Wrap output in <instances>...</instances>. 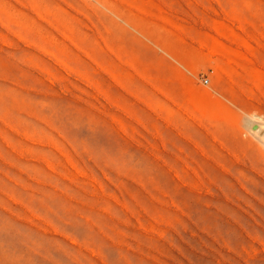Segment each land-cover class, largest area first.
Segmentation results:
<instances>
[{"label":"rangeland","instance_id":"374dc122","mask_svg":"<svg viewBox=\"0 0 264 264\" xmlns=\"http://www.w3.org/2000/svg\"><path fill=\"white\" fill-rule=\"evenodd\" d=\"M253 115L264 0H0V264H264Z\"/></svg>","mask_w":264,"mask_h":264},{"label":"bare ground","instance_id":"6f19581e","mask_svg":"<svg viewBox=\"0 0 264 264\" xmlns=\"http://www.w3.org/2000/svg\"><path fill=\"white\" fill-rule=\"evenodd\" d=\"M5 27V26H4ZM21 40V39H20ZM24 42V41H23ZM22 42V43H23ZM25 44H26V42H24ZM27 44H29V43H27ZM34 49V48H33ZM42 51V50H41ZM46 54V53H45ZM52 59V58H51ZM55 62V61H54ZM53 62V63H54ZM56 63V62H55ZM58 65H60V64H58ZM57 65V66H58ZM38 72V71H37ZM41 72V71H40ZM67 72H69L70 73V71L68 70ZM72 75H73V73H72ZM41 76H42V74H41ZM44 76V75H43ZM75 76V75H74ZM47 77V76H46ZM49 78V77H48ZM49 80V79H48ZM50 81H51V78H50ZM80 82V81H79ZM53 83V82H52ZM56 83V82H55ZM55 86H57V85H55ZM54 86V87H55ZM87 86H90V85H87ZM92 87V86H91ZM57 88V87H56ZM61 88V87H60ZM94 88V87H93ZM95 90V89H94ZM98 91V90H97ZM97 91H96V93H97ZM98 94V93H97ZM113 107V106H112ZM253 116H255V115H253ZM250 127L248 128L249 130H250V132L252 133V135L254 136V137H257L259 140V142L261 141V143H263L262 145H264V119H263V117L261 118V116L260 117H256L255 116V118L253 119V118H250ZM248 123V124H249ZM248 132V131H247ZM255 139V138H254ZM264 147V146H263ZM263 155H264V152H263ZM263 157H261V159H262ZM252 168V167H251ZM252 171H253V169H252ZM257 171V170H256ZM256 171H254V172H256ZM259 174V173H258ZM261 174V173H260ZM247 175V174H246ZM195 181V180H194ZM231 184V183H230ZM251 184V183H250ZM253 184V183H252ZM233 185V184H232ZM256 188V187H255ZM254 188V189H255ZM262 189H263V187H261ZM218 189V188H217ZM223 192H224V190H223ZM225 196H229V194L228 193H226V194H224ZM239 199V198H238ZM250 203V205L251 206H253V204H251V202H249ZM254 207V206H253ZM255 249V248H254ZM254 253V252H253ZM259 254V251H257V250H255V254H252L251 253V251H248V253H247V255L250 257V258H252V257H255V255H258ZM257 257V256H256Z\"/></svg>","mask_w":264,"mask_h":264},{"label":"built area","instance_id":"2783aa9c","mask_svg":"<svg viewBox=\"0 0 264 264\" xmlns=\"http://www.w3.org/2000/svg\"><path fill=\"white\" fill-rule=\"evenodd\" d=\"M204 82H205V83H209V78H205V79H204Z\"/></svg>","mask_w":264,"mask_h":264}]
</instances>
